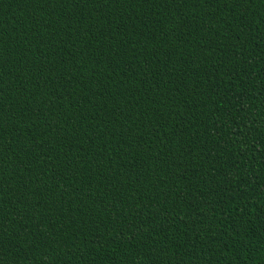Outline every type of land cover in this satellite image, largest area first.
I'll return each instance as SVG.
<instances>
[{
    "label": "trees",
    "instance_id": "obj_1",
    "mask_svg": "<svg viewBox=\"0 0 264 264\" xmlns=\"http://www.w3.org/2000/svg\"><path fill=\"white\" fill-rule=\"evenodd\" d=\"M0 264H264V0H0Z\"/></svg>",
    "mask_w": 264,
    "mask_h": 264
}]
</instances>
